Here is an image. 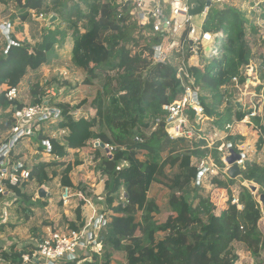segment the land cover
Instances as JSON below:
<instances>
[{
  "label": "trees",
  "instance_id": "1",
  "mask_svg": "<svg viewBox=\"0 0 264 264\" xmlns=\"http://www.w3.org/2000/svg\"><path fill=\"white\" fill-rule=\"evenodd\" d=\"M206 1L187 0L189 11L197 15L207 6L203 29L222 30L223 35L217 38L214 53L200 57L202 67L192 65L188 71L201 91L199 95L206 114L213 117L212 123L218 129L227 130L232 115L239 120L245 113L231 112L232 103L224 112H216L214 102L221 103L223 92L220 93V89H224L233 77L238 76L240 82L244 79L242 72L251 58V47L246 38L247 18L232 6L219 9L214 3L207 5ZM16 9L15 17L23 24L37 26L33 14L48 17L54 13L67 23L69 29L60 28L58 23L53 28L44 26L39 38L32 35L34 42L18 40L10 33L11 44L7 42L0 54V85L16 87L28 70L36 71L47 63L55 46L65 39L68 31L72 38L71 60L86 71L82 85L90 88L99 72L107 76L110 85V90H96L88 116L75 117L68 103L56 104L58 116L54 129H64V132L59 137H51L39 130L37 137L49 141V154L53 159L35 162L27 179L40 187L59 175L62 187H73L69 174L73 166L81 162H65L69 149L93 152L96 149L90 143L93 140L112 146L110 153L101 158L99 168L105 177L104 209L116 215L100 233L102 253H92L91 260L85 259L80 264H111L113 256L119 253L124 255V264H234L238 259L233 246L235 242L243 243L255 258L264 253V234L258 227L262 213L255 194L245 185L240 186L237 199L242 207L238 208L232 203L230 190L234 179L214 177L212 183L228 192L227 207L217 211L200 187L193 185L197 168L192 158L210 152L217 165L222 167L218 151L200 148L202 142L170 139L163 124L153 126L152 120L160 113L161 105L175 100L184 88L177 77L176 65L153 61V47L161 38L152 33L150 23L139 24L131 14L129 2L16 0ZM262 66L264 69V55ZM113 82L115 86H111ZM6 90L0 92V132L8 131L15 124L14 111L24 106L17 99L9 100L5 96ZM207 92L211 94L208 104L204 96ZM43 94L42 87L33 84L30 104L43 102ZM251 122L261 133L257 141L259 147L264 141V123L259 116L252 117ZM247 124L244 122V129ZM103 125L110 129L109 133L103 130ZM229 139L235 141L233 136ZM19 141L9 150L11 162L19 157L13 155ZM6 142L7 139L0 145ZM38 149L44 150L41 145ZM166 166H176L178 172L168 177ZM56 167L62 169L57 172ZM49 168H52L51 172ZM245 180L257 183L259 191L263 192L264 164L246 161L241 169V181ZM5 182L9 193H0V200L15 198L23 206L21 212L25 213V219L31 215L32 207L46 205L42 198L32 200L22 191L25 181L20 185ZM153 182L164 184L170 191L168 204L171 213L162 222L155 220L153 213L158 211V206L147 197ZM83 204L84 201H80L76 207V220L81 217ZM137 209L141 210L139 218ZM83 225V221L78 224L68 221L70 229L78 230ZM158 233H161L160 237ZM34 247L32 242L19 248L11 244L8 250L0 246V259L7 264H21L22 254L31 252ZM80 259L82 256L58 264H77Z\"/></svg>",
  "mask_w": 264,
  "mask_h": 264
},
{
  "label": "rangeland",
  "instance_id": "2",
  "mask_svg": "<svg viewBox=\"0 0 264 264\" xmlns=\"http://www.w3.org/2000/svg\"><path fill=\"white\" fill-rule=\"evenodd\" d=\"M214 4H216L219 9L226 6H232L243 12L244 16L247 18L245 27L246 38L251 47L250 61L258 69L255 73L256 80L254 81V83H252V85H250V88H248V91L257 94L255 97H253L252 101V103H255L260 94L264 91V69L262 66V57L264 55V0H222ZM16 12V0H0V54L4 51L6 43L8 42V38L3 32V28L8 29V35L10 33H13L18 40L27 39L30 42H34L35 40L32 38V35L36 36V38H39L40 32L44 26H50L51 28H53L54 25L58 23L60 24V28H65L67 30L69 29L67 28V23L63 22L62 19H59L54 13L50 14V16H56V18L52 20L51 23L48 20L50 16L38 18L33 14L32 17L36 19L38 24L37 26H29L28 24H23L17 17H15ZM207 13L208 8L207 10L204 9V14H202V16H204L199 18L200 23L206 20ZM71 46L72 38L70 31H68L65 39L55 46L54 52L50 56L47 63L42 64L36 71L28 70L26 72L24 77L19 82V86L17 88L18 91L16 94V98L18 101L22 102L23 105L30 104V87L33 84L38 83L43 89L44 94L42 96V100H44L45 104L54 108L57 103L65 102L72 107L71 112L75 117L89 115L90 102L94 98L96 90H110V85L107 83V76L104 75L103 72L98 73L97 77L92 81V86L90 88L82 85L86 76V71L82 68H78L73 64L71 60ZM111 86H115V83L113 82ZM6 88V86H1L0 92L6 90ZM225 89L229 90L230 86H225ZM242 91H244V89H242ZM232 93L233 100L235 98L236 100L240 99V91L235 90ZM262 101L263 102L261 103L257 101V106L259 105V112H256V114L262 117L261 122L264 123V100ZM214 104L219 110L220 108L222 110V108L224 107V104H217L216 101L214 102ZM248 104L251 103L245 102V105L242 108L243 112L241 113L246 114L245 111H247ZM247 114H249V112H247ZM251 117L248 116L249 124H247L248 126L245 129L243 123L240 122L241 119H235L236 121L231 124V127L227 132L228 138L226 141H230L229 138L233 136L235 137V141L232 142V144L234 145H239L240 147H242L249 143L252 146V149L248 152V161L264 164V143H262L260 147H258V138L255 133L257 132V129L253 127L251 123ZM55 124L56 119L51 116L43 119L38 118L35 124L32 126V130L35 131L34 134H25L19 138L20 143L16 147V150L18 149V152H28L26 157L19 160L25 162V165L29 169L34 163V159L36 156H45V158H48L47 154L43 155L42 153H34L31 149L37 148V145H41L44 148L43 140H40L37 137L39 130L51 137H59L62 134L61 131H57L54 129ZM102 128L106 132L110 131V129L106 125H103ZM0 133L1 143L8 138L9 134L7 131ZM100 148L103 151H106L105 148ZM107 148L111 150L112 146H109ZM212 149L214 148L212 147ZM42 152L46 153L45 150H43ZM106 152H103V156L108 155V153ZM138 156L140 159L143 158L141 154H139ZM64 160L65 162L81 160L83 161V163L87 164V168H89V170L93 169V173L95 174L97 179L99 177H103L99 168V160L93 158L92 156L90 157L89 155L84 154L79 157V153H73L72 151H69V155ZM212 160L214 161V163H216L214 158H212ZM2 165L3 162L0 160V168L2 167ZM61 169V167L55 168L57 172H59ZM48 170L49 172H51L52 168H49ZM177 172L178 168L176 166L165 167V173L168 177H173ZM58 177L59 175L53 177L51 181L40 187L33 180L25 181L26 183L25 186H23L22 191L31 196L32 200H35L36 198H38V190L42 188V190L44 191V197H41L43 200L42 202H46V205L43 207L36 205L32 207V213L30 216H28L27 219H25V213L21 212V208L23 206H20V203L14 200L15 198L10 197L9 199L0 200V207L2 209V211H0V242L3 240H9L12 244H16V246L19 248L20 246L30 243L36 237L43 236L45 230L47 228H51L52 223H57L58 226L63 229L67 226L68 217L66 216L65 211H63V204H58L60 202L59 196L62 190V187L59 184ZM221 178L224 177L221 176ZM75 182L77 184L78 181L75 179ZM81 182H84V180L82 179ZM249 182L251 181H241V176L235 178L233 184L230 185L231 193L236 194L235 191H238L240 189V186H246V184H248ZM81 188L82 186H80V184H77L72 190L74 193L72 199L74 200L73 202H75L76 205H78L80 200L85 202V200L82 198V195H79V193H81ZM201 190L203 191V194L207 196L213 203L217 211H220L227 207L228 192L226 189H220V187L216 186L213 183L210 188L202 187ZM4 191L7 190L5 189ZM263 192L259 191L258 185V192L255 194L257 201L259 200V194ZM169 193V189L164 184L157 182H153L147 192V197L153 200L158 206V211L156 213H153V216L157 222L164 221L167 215L171 213V208L168 204ZM99 202H103V200L99 199ZM90 208H93L92 213L98 211L96 208H94V206H90ZM68 213L69 212H67V214ZM140 214L141 210L137 209V218H139ZM259 225L263 226L261 227V229H259L264 234V214H262L259 220L258 226ZM32 228L35 229V232L32 231ZM159 234L160 233L157 234L158 237ZM233 246L236 253L238 254L236 264H264V253H261L259 257L255 258L250 254L248 250H246L243 243L235 242ZM0 264L7 263L3 262L0 259Z\"/></svg>",
  "mask_w": 264,
  "mask_h": 264
},
{
  "label": "built area",
  "instance_id": "3",
  "mask_svg": "<svg viewBox=\"0 0 264 264\" xmlns=\"http://www.w3.org/2000/svg\"><path fill=\"white\" fill-rule=\"evenodd\" d=\"M129 2L132 6L131 14L141 25L150 23L152 33H157L161 38L159 44L153 47L152 59L154 62L171 63L176 65L177 77L180 79L183 92L172 102L164 103L160 107V113L157 114L152 122L153 126L163 124L164 130L170 139L182 138L188 142H202L200 148L212 149L218 151V157L222 167H219L212 160L210 153L201 156L195 163L197 174L193 179V185L202 187L205 183H210L213 176L221 175L224 178L229 177L225 158L230 154V150L234 149L240 154V159L235 163L242 169L247 157L242 149H238L231 141H226L227 132L231 124L227 125V130H220L214 124L208 123V117L204 112V106L200 99V89L195 85L193 74L188 71L192 65V57L199 60L201 56H210L215 52L216 40L223 35L222 30L213 32L203 29V21L196 22L197 16L190 13L187 0H121ZM222 0H210L211 3H218ZM207 6L204 8L207 10ZM204 14V10L199 16ZM38 18H43V14H39ZM200 67V66H199ZM202 67V66H201ZM258 69L250 61L244 66L242 75L243 83L240 84L238 76L232 78L231 82L234 89L240 91L239 96H256L254 92L248 91L250 85L256 80L255 73ZM255 78V79H254ZM242 82V81H241ZM241 85L244 91L241 89ZM5 96L9 100L17 99V87L6 88ZM249 103V99H247ZM255 110L245 114L240 122H249L248 116H254ZM57 119L58 110L43 102L36 104L24 105L20 110H15L13 117L15 124L8 130V138L6 143L0 145V160L3 162L0 168V193L8 195V181L10 185H20L29 178V168L17 159L11 162L9 150L20 137L25 134H34L32 126L36 120L46 117ZM61 133L64 129L59 130ZM1 136V133H0ZM10 137V138H9ZM13 142L10 146L9 143ZM44 150L49 153L50 143L43 140ZM93 144L98 147L105 148L110 153L108 144L94 140ZM212 157V158H211ZM226 175V176H225ZM7 191H4V190ZM73 191L70 186L62 187L60 194L63 205H67L72 199ZM81 195V193H79ZM123 196V193L121 194ZM232 203H238V199L233 198ZM0 211H2L0 207ZM106 218L103 214H94L90 216L87 223L78 230L70 228H49L40 241L35 243V247L29 253L22 254L21 264H58L64 260H73L79 256L81 261L91 260V255H100L103 251L100 233L106 224ZM12 243L1 241L0 246L4 250H8Z\"/></svg>",
  "mask_w": 264,
  "mask_h": 264
},
{
  "label": "crops",
  "instance_id": "4",
  "mask_svg": "<svg viewBox=\"0 0 264 264\" xmlns=\"http://www.w3.org/2000/svg\"><path fill=\"white\" fill-rule=\"evenodd\" d=\"M198 16H197V20H196V22H198V23H200L199 21V18L200 17H203V16H199V14H197ZM204 23V22H203ZM191 62L192 63H197V64H199V66H201L200 65V58H199V60L197 59V58H195V57H192V59H191ZM256 76V75H255ZM244 78V77H243ZM243 83V81L242 82H240V84H242ZM1 86H6L7 87V85L6 84H1L0 85V87ZM18 86H19V84L16 86L17 88H18ZM226 86H230V89L229 90H226L225 89V87H224V89L222 88V89H220V93L221 92H223L222 93V101H221V103L222 104H224V107L222 108V110H221V108H220V110L219 109H215V111L216 112H224V110H225V108H226V106H229L231 103L233 104V106H231V112H243L242 111V108L244 107V105H245V102H247V99H249V103H251V104H248L247 106H248V108H247V111H245L246 112V114H247V112H250L251 110H252V108L255 110V115L254 116H252V117H255V116H259L258 114H256V112H259V108H258V106H257V101L258 102H263L262 100H264V95H263V93H261L260 94V96L258 97V99H257V101L255 102V103H252V101H253V97L254 96H247V97H241L240 96V99H237L236 100V98L233 100V91H235L236 89H234V85H233V83L232 82H230L229 84H227ZM241 89H244L243 88V86L241 85ZM256 89H258V88H256ZM232 95V96H231ZM204 96L206 97V99H207V101L208 102H206V104H208L209 103V99L211 98V94H209L208 92L207 93H205L204 94ZM210 97V98H209ZM220 103V104H221ZM236 103L238 104V106L236 105ZM2 111L0 110V113H1ZM204 112H205V107H204ZM205 115H206V117H208V123H211V124H213L212 122H213V117L212 116H209V115H207L206 114V112H205ZM251 117V118H252ZM259 117H261V116H259ZM262 118V117H261ZM234 121H236L235 120V116L234 115H232V121H231V123L230 124H232ZM252 123V122H251ZM243 125H244V123H243ZM242 125V126H243ZM253 125V124H252ZM253 127H254V125H253ZM255 128V127H254ZM221 130V129H220ZM256 130V129H255ZM257 132H255L256 133V135H257V138H259L260 137V135H261V133L260 132H258V130H256ZM228 138V136L226 137V139ZM235 138V137H234ZM94 141V140H93ZM93 141H91L90 143H92L93 144ZM263 143H264V141H263ZM93 146H95L94 144H93ZM37 148H31L32 149V151L34 152V153H42L43 155H46L47 154V156H48V158L46 157L45 158V156L44 157H42V156H36L35 157V159H34V163L35 162H37V161H39V160H45V161H49V160H52L53 159V157L49 154V153H45V152H40L39 151V149H38V145L36 146ZM236 147H238V149L240 148V149H242V151L243 152H245V154H246V157H247V160L246 161H248V159H249V156H248V152L252 149V146L249 144V143H247L245 146H242V147H240L239 145H236ZM260 147V146H259ZM95 148L96 149H93L94 151L93 152H89L87 149H69V151H72L73 153H79V157H81L82 155H84V154H86V155H89L90 157L92 156L93 158H96V159H98L99 160V162L101 161V158H103L104 156H103V150L100 148V147H98V146H95ZM44 149V148H43ZM18 150V149H17ZM16 150V147H15V150H14V154L13 155H16V156H19L18 157V159H23L24 157H26L27 156V153L28 152H18ZM107 153V152H106ZM37 155V154H36ZM69 155V154H68ZM200 157H198V158H192V162L194 163V165H195V163H196V161L199 159ZM81 159V158H80ZM80 162H81V164H79V165H76V166H73V168H72V170H71V172H70V174H69V176H70V179H71V181H72V183H73V187H71L72 188V190H73V188L77 185V184H80V186H82V188H81V195H82V198L85 200V202H84V204L81 206V217H80V219L79 220H76V215H75V210H76V207L78 206V205H76L75 204V202H73L74 200L73 199H70V201H69V203L67 204V205H62V207H64V210L63 211H65V214H66V216L68 217L67 219H68V221H75L77 224L80 222V221H83L84 222V225L87 223V220H88V218L90 217V216H92L93 215V213H92V209L90 208V206H94V208H96L97 210V212H94V214H103V216L106 218V222H108L109 220H110V218L113 216V215H116L115 213H113L111 210H108V209H104V205H103V202H99V199L101 200H104L103 199V196H104V180H105V177L103 176V177H99L98 179L96 178V176H95V174L93 173L94 171H93V169H91V170H89V168H87V164L86 163H83V161H81V160H79ZM72 162V161H71ZM249 162V161H248ZM33 163V164H34ZM24 164H25V162H24ZM32 164V165H33ZM31 165V166H32ZM214 177H218V178H221V175L219 174V175H215V176H213V178ZM213 178H212V180H213ZM58 179H59V177H58ZM75 179L78 181L77 182V184H76V182H75ZM84 180V182H81V180ZM221 179H224V178H221ZM212 180L210 181V183H205L202 187H211V185L213 184L212 183ZM60 184V183H59ZM152 185V184H151ZM150 185V186H151ZM61 186V185H60ZM62 187V186H61ZM201 187V188H202ZM200 188V189H201ZM221 189V188H220ZM225 188H223V190H224ZM61 192H62V190H61ZM235 193L236 194H233V198H238V191H235ZM84 194V195H83ZM85 196H86V198H85ZM38 198H41V197H38ZM59 203L58 204H63L62 203V201H61V198H60V196H59ZM80 201H82V200H80ZM79 204V203H78ZM237 207L238 208H241L242 207V205L241 204H239V203H237ZM69 210H68V209ZM33 209V208H32ZM223 210V209H222ZM94 211V210H93ZM67 212H69L68 214H67ZM168 216V215H167ZM74 217V218H73ZM258 223H259V221H258ZM53 224V227H54V229L55 228H59L60 226H58V224L57 223H52ZM52 226H51V228H53ZM260 229H261V227H263V226H261V225H259L258 226ZM65 228H70V227H68V224H67V226L65 227ZM47 229H49V228H47ZM47 229L45 230V233H46V231H47ZM261 231V230H260ZM45 233H44V235H45ZM161 234V233H160ZM159 234V237L161 236ZM43 235V236H44ZM43 236H40V238H42ZM37 241H39V240H37V238H35L34 240H32L31 242H32V244H34L35 245V243L37 242ZM30 242V243H31ZM237 262V261H236ZM236 262L234 263V264H236ZM111 264H124V255L123 254H121V253H119V254H115L114 256H113V258L111 259Z\"/></svg>",
  "mask_w": 264,
  "mask_h": 264
},
{
  "label": "water",
  "instance_id": "5",
  "mask_svg": "<svg viewBox=\"0 0 264 264\" xmlns=\"http://www.w3.org/2000/svg\"><path fill=\"white\" fill-rule=\"evenodd\" d=\"M206 2L207 5L210 4V0H207ZM55 18H56L55 15H51L48 20L51 23L52 20H54ZM3 32L8 38V44H11V40L9 39V35H8V29L3 28ZM236 105L238 106L237 103ZM9 145L12 146L13 142L11 141ZM238 159H240V154L237 153L234 149H231L230 154L225 158L227 164L230 165L229 168L227 169V174L231 179H235L241 176V168L235 163V161ZM246 187L249 189V191L252 194H256L258 192V185L253 181L246 184ZM38 197H44V191L42 190V188L38 190ZM258 199H259L258 202L260 205L261 213L264 214V192L259 194Z\"/></svg>",
  "mask_w": 264,
  "mask_h": 264
}]
</instances>
